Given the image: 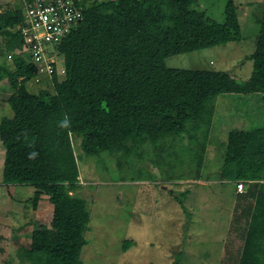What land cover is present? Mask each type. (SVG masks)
Here are the masks:
<instances>
[{
    "label": "trees",
    "instance_id": "16d2710c",
    "mask_svg": "<svg viewBox=\"0 0 264 264\" xmlns=\"http://www.w3.org/2000/svg\"><path fill=\"white\" fill-rule=\"evenodd\" d=\"M27 1L5 2L0 9V54L11 53L14 67L0 64V81L13 88L7 98L13 115L0 119L1 180L33 187V206L45 195L53 209L50 226L32 231L28 245H20L16 254L31 264H83L91 212L78 192L72 138L80 139L87 156H114L119 169L129 165L130 154L147 151L144 146L150 144L153 153L164 149L152 160L158 170L164 161L171 169L191 159L193 179H200L217 96L264 99V0L244 81L223 70L165 63L173 55L239 41L234 0H222L220 18L197 0H75L82 19L58 49L63 78L54 72L53 90L37 92L26 86L38 75L18 32ZM260 116L256 125L228 133L220 177L251 184L252 197L255 187L262 189L257 187L255 203L245 199L246 193L240 196L232 223L239 243L224 247L219 264H264V112ZM128 246L125 241L123 249Z\"/></svg>",
    "mask_w": 264,
    "mask_h": 264
},
{
    "label": "rangeland",
    "instance_id": "374dc122",
    "mask_svg": "<svg viewBox=\"0 0 264 264\" xmlns=\"http://www.w3.org/2000/svg\"><path fill=\"white\" fill-rule=\"evenodd\" d=\"M5 2L11 6L21 3L20 0H0L1 4ZM197 3L212 17H221L222 0H197ZM234 3L242 36L239 41L173 55L165 59L166 65L223 70L239 81L248 79L251 60L247 57L255 48L259 31L257 19L263 12V0H234ZM4 4L0 9L5 8ZM1 44L0 38V50ZM56 59L57 74L63 78L59 53ZM1 63L14 70L11 53L0 54ZM51 85V78L44 75L26 83L31 92L52 91ZM11 93L10 82L0 81V117L13 114L7 102ZM263 105L264 99L260 97L257 101L251 94L217 96L215 109L218 112L213 127L224 128L228 120L237 119L234 115L239 113L248 115L250 122L256 112L260 121ZM79 142L80 139L72 138L79 169L78 192L86 199L91 212L87 244L80 255L83 264H219L225 258V246L237 247V235L233 231L228 234L231 222L227 188L220 193L219 185L210 182L217 180L218 175L204 174L201 169L199 181L210 182L209 190V184L202 186L194 181L192 171L195 167L190 164L193 163L191 159L188 165L183 167L176 162L171 169L164 161L158 170L152 160H158L164 149L153 153L150 144L144 146L147 151L140 148L130 154L129 165L119 169L114 156L106 153L87 156ZM217 146L216 152L220 153L221 144ZM210 164L212 167L218 160ZM31 200L32 189L20 188L15 192L11 188H0V264H31L21 260L17 249L20 245H28L31 229L50 225L53 206L47 197H41L36 210ZM27 222L31 225L27 226ZM125 241L130 242L126 250L123 249Z\"/></svg>",
    "mask_w": 264,
    "mask_h": 264
},
{
    "label": "built area",
    "instance_id": "2783aa9c",
    "mask_svg": "<svg viewBox=\"0 0 264 264\" xmlns=\"http://www.w3.org/2000/svg\"><path fill=\"white\" fill-rule=\"evenodd\" d=\"M81 19V6L75 0H29L23 5V18L18 27L21 48L29 53L37 75L51 78L54 72L58 73L57 50ZM243 189L244 184L238 182L236 190Z\"/></svg>",
    "mask_w": 264,
    "mask_h": 264
},
{
    "label": "crops",
    "instance_id": "0c3cea01",
    "mask_svg": "<svg viewBox=\"0 0 264 264\" xmlns=\"http://www.w3.org/2000/svg\"><path fill=\"white\" fill-rule=\"evenodd\" d=\"M228 94H232V93H228ZM223 95H227V94H223ZM217 112L218 111H217V108H216L214 110L213 120L217 116L216 115ZM234 116H237V119H234V120L230 119V120H228V123L222 129L221 128L216 129L215 127L212 126V130H211V132L209 134L208 142H207V145H206V148H205V151H204V158H203V163H202V167H201V169L202 170L204 169V171H205L204 174L211 173V174H214V175H218L219 176L217 180L216 179H213L210 182H212V184L219 185V187L221 188L220 193L223 192L224 189L227 188V194H228V196L230 198V206L228 207V211H229L228 214H229V221L231 222L230 229H229L228 234L230 233V231H232V222H233V212L232 211H234L235 205L237 204L238 200H240V196L242 194H245L246 193L247 194V197L245 199L246 200L247 199L248 200H251V201H253L255 203L256 202V194H257L256 193L257 187H260V190L262 189L261 188L262 187L261 185L255 187V189H256V191L254 193L255 195H254V197H252V195H249L247 193L248 189H250V185L251 184L248 185V183H245V181H235V180H231V179L230 180H228V179H222L220 177V175H219L220 167H221V165L223 163L224 153L226 151V142H227L228 133L230 131H234V130L246 129V128H248L250 126V124H254L255 121L257 120L256 113H253L252 114V120L250 122H248L250 120L248 118V115H243V114L239 113V114H235ZM2 117H5V116L2 115L0 118H2ZM8 117H11V116H8ZM260 119H261V116H260ZM223 131L225 132V135L223 134ZM220 138H222L221 141H219ZM217 143L221 144L220 153H217L216 152V149L218 148L217 145H219ZM3 155H4V150H3V147H2L1 142H0V188H2V187H6V189L11 188L15 192L18 189H20V188H27L29 190L32 189V196H33L34 188L31 187V186H28V185L17 186V185H9V184L2 183V180H1V168H2V164H3ZM214 159H217L218 160V164L212 165V167H211V164L210 163ZM216 167H217V169H216ZM199 180L200 179L194 180V181L199 182V184H201L202 186H206V184H209L210 183V182L209 183L200 182ZM238 182H242L244 184V189L242 191H237L236 190V184ZM163 189L165 190V188H163ZM208 189L210 190V184L208 185ZM210 193H211V195H213L212 194V191H210ZM8 194H9V191H8ZM42 196L44 197L45 195H42ZM262 197H264V192L263 191H262ZM20 201H21V199H19V202ZM38 202H37V204H38ZM37 204H36V206H32V208L34 210L37 209ZM51 219H52V217H51ZM30 225H31V223L30 222H27V226H30ZM21 227H22V225H20V228H19L20 232H21ZM46 228H48V227H46ZM35 230H37V229H31V232L32 231H35ZM0 231H1V228H0ZM224 239H223L222 244L224 243ZM237 243H239V240H238ZM236 246H238V245H236ZM231 247L233 248L234 246H231ZM223 251H224V248H223Z\"/></svg>",
    "mask_w": 264,
    "mask_h": 264
},
{
    "label": "clouds",
    "instance_id": "9594fccd",
    "mask_svg": "<svg viewBox=\"0 0 264 264\" xmlns=\"http://www.w3.org/2000/svg\"><path fill=\"white\" fill-rule=\"evenodd\" d=\"M34 155V154H33Z\"/></svg>",
    "mask_w": 264,
    "mask_h": 264
}]
</instances>
